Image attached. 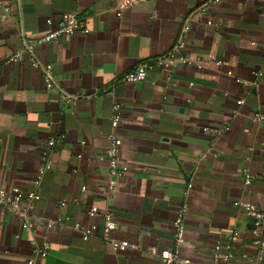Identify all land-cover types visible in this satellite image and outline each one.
Instances as JSON below:
<instances>
[{"label":"crops","instance_id":"1","mask_svg":"<svg viewBox=\"0 0 264 264\" xmlns=\"http://www.w3.org/2000/svg\"><path fill=\"white\" fill-rule=\"evenodd\" d=\"M0 2V186L30 192L43 153L52 165L33 201L34 229L0 209V264H26L43 243L41 264H162L179 214L185 262L178 264H209L213 245L235 232V264H264V248L256 263L250 219L233 206L264 209V121L253 119L264 117V0H145L120 16V0ZM65 13L87 32L38 45ZM181 37L200 68L173 63L122 82ZM17 53L21 62L12 60ZM32 57L51 67V89ZM115 104L121 115L113 129ZM111 136L121 140L117 157L129 168L115 178L104 157ZM111 180L113 190L103 193ZM104 213L132 248L116 252L102 241ZM47 221L56 224L46 228ZM74 223L98 230L83 240Z\"/></svg>","mask_w":264,"mask_h":264},{"label":"built area","instance_id":"2","mask_svg":"<svg viewBox=\"0 0 264 264\" xmlns=\"http://www.w3.org/2000/svg\"><path fill=\"white\" fill-rule=\"evenodd\" d=\"M145 0H120L117 15L120 16V10L123 8H130L139 3L144 2ZM221 0H214V2H219ZM1 6V2H0ZM5 17L10 14V9L8 7L3 8ZM47 23H50V20H47ZM188 31L187 25L182 29V32L185 33ZM87 29L84 24V21L77 17L75 13H65L61 16L59 26L50 31L48 34L39 38L36 42L38 45L50 42L57 39L63 35H73L75 33H86ZM32 54V50H27ZM12 60L22 61V54L17 53L12 57ZM173 63H180L185 66L195 65L197 68H200L201 65L194 63L186 54V45L182 37L175 43V45L164 55L154 57L151 59L141 60L132 71L124 74L122 77V82L128 83H138L144 80L150 73L156 71H169ZM218 65L222 64L221 61L216 62ZM31 67L34 69H39L44 74L45 86L47 89L53 87V79L51 74L50 66L41 65L34 57L31 59ZM72 97H68L67 100H70ZM237 104H242V100H238ZM121 115V108L119 104L113 106V115L111 117V126L113 129H116L119 125ZM256 121H264V117L260 115H255L254 118ZM226 126V124H225ZM206 131V129H203ZM63 139L61 135L58 141ZM111 145L104 152V157L108 162L109 174L112 178L123 175L129 171V168L120 163L117 154L121 146V140L115 137H110ZM55 141L51 140L48 143V147L53 146ZM52 168L51 162L47 153H43L42 163L39 165L36 175L32 181L33 190L26 192L20 187H10L2 188L0 186V209L3 210L8 215L16 218L19 222V225L22 229H34L36 226V217L34 213V204L33 201L38 198L39 185L40 181L45 173L50 171ZM244 181L243 188L247 189L251 186V177L247 171H243ZM190 187V185H189ZM114 188V182L111 180L109 185L102 191H111ZM83 192L86 191L85 187L81 189ZM62 205V204H61ZM233 206L242 210L245 215L250 219L252 224V234L254 236V245L258 249V255L256 257V263L259 262L261 257V252L264 248V209H258L255 205L246 202H234ZM184 211V210H183ZM87 216L89 218H94L98 215V209L96 207H91L87 211ZM103 226H102V236L101 239L104 243L110 245V247L116 252H124L129 248H132L133 245L124 239H119L115 233L117 231V225L113 216L110 213L102 214ZM56 222L47 221L44 222L46 228H51ZM175 227V242L172 248L162 249L159 253L158 260L162 264H178L184 263L185 260L181 257V248L183 243L184 236V225L182 221V216L179 214L178 217L173 222ZM73 229L77 231L83 240L89 239L93 236L98 228L95 224H90L89 226H83L80 223H74ZM239 238L237 232L232 233L228 238L226 244L222 245L216 243L213 245L210 252V263L209 264H235L234 262V253L233 246ZM48 253L47 243H43L42 246L37 251L36 259H29L26 261V264H41V261L44 260ZM188 264H203L198 262H186Z\"/></svg>","mask_w":264,"mask_h":264}]
</instances>
